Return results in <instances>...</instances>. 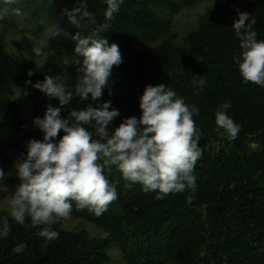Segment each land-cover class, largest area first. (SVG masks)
<instances>
[{
    "label": "trees",
    "instance_id": "obj_1",
    "mask_svg": "<svg viewBox=\"0 0 264 264\" xmlns=\"http://www.w3.org/2000/svg\"><path fill=\"white\" fill-rule=\"evenodd\" d=\"M59 1L66 11L81 8L79 27L69 21L64 24L71 42L78 32L83 37L92 36L107 23V0H41V9L48 10ZM201 1L124 0L110 27L98 33V38H107L109 45L119 46L123 63L114 67L137 84L135 88L115 77L103 93L104 102L111 101L123 110L122 121L141 116L139 98L148 85L165 84L186 103L199 108L200 115L194 119L203 154L193 173L197 185L194 193L187 189L157 199L156 192H145L139 184L129 186L130 182L112 166L104 174L118 187V199L100 216L88 208L78 209L75 201L71 213L103 229L108 237L90 238L86 231H67L57 222L52 229L59 238L47 241L38 235L40 228L28 226L30 218L20 225L10 211H0V222L7 218L10 225L7 238L0 239V264H109L112 245L122 251L127 264H264V88L243 81L233 60L240 52V41L232 28L236 10L248 12L250 20L256 22L253 30L257 39H264V0H228L201 19L184 46L168 41L157 44L170 23L153 7L177 12ZM36 20H40L38 15ZM55 63V57L39 66L23 55L12 56L0 37V119L6 127L23 133L16 157L9 154L8 144L0 142V169L5 173L0 179L4 188L0 196L14 195L20 183L14 166L26 155L27 142L43 139L40 130L27 128L22 121L11 99L13 88L29 86V79L32 84L43 81ZM30 70L35 73L32 77L27 75ZM196 76L206 81L202 91L194 83ZM38 92L42 97L32 103L33 120L43 118L49 104L59 106L58 100ZM226 101L231 102L228 115L241 125V131L236 140L226 138L215 150L212 143L216 132H225L217 126L215 113ZM86 103H77L74 98L62 108V118L85 108ZM63 135L61 131L57 139ZM252 139L261 144L262 151H248ZM20 245L22 250L15 251Z\"/></svg>",
    "mask_w": 264,
    "mask_h": 264
},
{
    "label": "clouds",
    "instance_id": "obj_2",
    "mask_svg": "<svg viewBox=\"0 0 264 264\" xmlns=\"http://www.w3.org/2000/svg\"><path fill=\"white\" fill-rule=\"evenodd\" d=\"M4 2L16 4L18 0ZM123 2L107 0V23L101 25L97 33L83 37L78 32L72 37L76 42L75 54L83 57L82 62H77L76 70L80 75L74 91L60 83L58 76L46 75L43 81L35 84L30 79L26 81L49 100H58L59 106L49 104L43 118L32 121L43 133V139L29 140L26 155L15 163L20 183L10 198V216L20 225H25L30 218L28 226L40 228L38 235L47 241L59 238L52 225L70 217L73 201L78 209L88 208L100 216L118 199L117 188L104 174L105 169L110 171L112 166L130 182L129 186L139 184L145 192H156L157 199L187 189L194 193L197 186L193 173L203 153L199 147L200 130L194 119L200 115L196 105L186 103L165 84L148 85L139 98L141 116L124 118L113 129V122L121 116L120 111L112 108L111 101L99 103L104 90L112 83L114 66L119 67L123 57L118 45H109L107 38H98V33L110 27ZM16 11L19 14V10ZM80 11L77 7L65 13L76 27H79ZM236 11L232 28L240 41V52L233 60L245 83L264 88V39H257L258 33L253 30L256 22L250 20L251 15ZM84 14L95 21L90 13ZM54 35L68 33L57 28ZM32 51L37 58L44 55L39 46H34ZM34 74L31 70L27 73L29 77ZM196 77L194 83L202 91L206 81ZM74 98L87 102L86 107L72 110L68 118H62V108ZM230 108V101L220 105L215 122L227 133V138L234 141L241 125L228 115ZM61 131L64 135L57 139ZM4 176L0 169V179ZM9 232L10 225L5 218L0 222V239L7 238ZM23 247L20 245L15 251L20 252Z\"/></svg>",
    "mask_w": 264,
    "mask_h": 264
},
{
    "label": "rangeland",
    "instance_id": "obj_3",
    "mask_svg": "<svg viewBox=\"0 0 264 264\" xmlns=\"http://www.w3.org/2000/svg\"><path fill=\"white\" fill-rule=\"evenodd\" d=\"M228 0H202L192 6H183L179 11L172 12L168 8L153 7L163 20L170 23L168 31L161 37L159 43L168 41L176 46H184L189 34L195 32L202 18L213 13L219 6L225 4ZM19 10L17 14L16 10ZM66 10L62 8L61 2H57L48 10L41 9V0H18L16 4L5 3L0 0V37L4 40L7 52L12 56L23 55L28 60L34 61L39 66H44L48 59L55 57L56 63L51 67L50 75L58 76L59 82L63 83L69 91H74L79 83L78 61L83 60L81 56L75 54L76 42H71L68 35H54L57 28L67 32L64 24L68 22L65 14ZM40 20H36V17ZM68 33V32H67ZM34 46L43 49L44 55L40 58L34 56L32 51ZM115 77L121 78L124 82L130 83L137 88L126 72L121 69H113L112 83ZM111 83V84H112ZM106 89L104 90V92ZM42 95L31 85L13 88L11 99L16 102L22 121L27 128H33L32 123V103L41 98ZM80 100L77 98V103ZM99 103H104L103 99ZM118 109L121 116L113 122V129L122 123L123 110ZM68 118V116L66 117ZM23 133L6 127L0 119V142L9 146V154L12 157L18 156V142ZM227 133L217 131L212 146L217 150L219 144L224 143ZM261 144L252 139L248 142V151L258 153L262 151ZM264 181V177H262ZM4 188L0 185V191ZM12 196H0V211H10V198ZM62 228L67 231H86L90 238L104 239L108 234L101 228L85 221L77 219L70 215L67 219H60ZM111 261L109 264H127L125 255L122 251L113 246L109 250Z\"/></svg>",
    "mask_w": 264,
    "mask_h": 264
},
{
    "label": "water",
    "instance_id": "obj_4",
    "mask_svg": "<svg viewBox=\"0 0 264 264\" xmlns=\"http://www.w3.org/2000/svg\"><path fill=\"white\" fill-rule=\"evenodd\" d=\"M116 188H118V187L116 186Z\"/></svg>",
    "mask_w": 264,
    "mask_h": 264
}]
</instances>
